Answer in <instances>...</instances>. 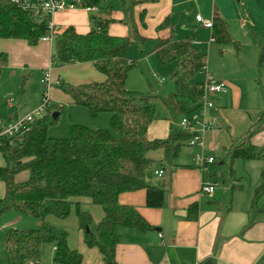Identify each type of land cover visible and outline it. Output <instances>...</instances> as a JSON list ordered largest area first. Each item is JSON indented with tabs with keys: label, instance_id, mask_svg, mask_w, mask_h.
<instances>
[{
	"label": "trees",
	"instance_id": "16d2710c",
	"mask_svg": "<svg viewBox=\"0 0 264 264\" xmlns=\"http://www.w3.org/2000/svg\"><path fill=\"white\" fill-rule=\"evenodd\" d=\"M117 1L123 14L121 22L130 25V37L107 34L112 9L103 6L102 0H76L78 8L89 12V32L78 35L72 27H67L56 30L52 40V58L56 67L89 63L104 77L101 83L76 86L57 81L55 87L73 105L86 109L90 117L109 115L110 130H90L74 125L68 138L53 139L46 134L47 118L33 116L21 133L13 137L0 136V156L4 161L0 166L3 186L0 217L14 211L42 223L34 230H6L2 247L7 264H39L44 245L54 247L53 264H81V255L67 245L66 231L46 222L50 217L64 220L72 206L76 208L77 226L83 234L84 245L97 249L103 264H117L118 230L123 228L138 233L151 230L135 209L120 205L118 197L144 190L145 206L161 208L164 185L154 181L156 165L148 154L160 150L161 165L172 168L183 149L189 147L192 135L178 125H171L168 137L163 140H149L147 129L159 118L154 106L156 99L164 104L170 117L179 120L202 108L205 81L193 85L189 81L204 71L206 57L192 47L189 39L177 40L172 36L157 39L152 53L159 64L173 65V92L163 100L127 91L126 76L136 64L129 62L128 48L133 46L139 54L146 39L139 35L133 20L137 3L133 0ZM143 16L144 11L139 15L142 25ZM47 23L48 17L35 19L13 0H0V40H21L34 46L48 35ZM167 26L168 22L164 20L159 29ZM212 32L219 46L239 50V44L231 40L226 24L217 16L213 19ZM6 62V55L0 52V75ZM259 63H264V48ZM261 130H264V112L259 125L227 152L231 190L242 188L234 177V161L264 162V146L251 143L254 134ZM21 172H28V178L16 182L15 176ZM78 199H86L101 208L103 216L94 231L89 230L91 218L79 208ZM196 212L197 207L192 206L189 217L194 218ZM249 214H264V170L259 185L253 190ZM198 264L214 262L206 259Z\"/></svg>",
	"mask_w": 264,
	"mask_h": 264
},
{
	"label": "crops",
	"instance_id": "0c3cea01",
	"mask_svg": "<svg viewBox=\"0 0 264 264\" xmlns=\"http://www.w3.org/2000/svg\"><path fill=\"white\" fill-rule=\"evenodd\" d=\"M133 1L137 3L133 10L134 17L144 11L143 27H137L134 22L137 31L145 39L150 38L154 44L157 39L172 36L177 40L189 39L198 52L205 46H214L215 41L210 42V38H214L212 30L203 29L195 22L194 18L198 15L204 21L212 23L217 16L226 24L233 42L247 49L251 48L256 59L252 70L247 71L243 65L237 72L226 71L213 79L224 85L225 92L208 96L212 104L214 102L213 107L206 111L211 129L203 134V147H196L199 154H216L225 161L229 149L259 125L264 112V63H259L260 52L264 48V0ZM88 16L87 10L75 8L54 14L50 22L57 31L72 27L76 34L85 35L90 30ZM110 19L111 23L107 28L109 36H131L130 27L121 22L122 13L111 12ZM164 20L168 22L167 28L159 29ZM51 47L52 43L47 42L29 46L21 40H0V52L7 59L0 82L6 76L18 77L21 70L33 71L40 84L48 70L53 83L65 81L78 85L91 80L103 81V77L95 75L97 71L89 63L52 68ZM221 47L230 49L236 57L240 51V47L237 52L232 46ZM207 76L211 77L205 72L204 81ZM52 86L54 85L50 86L47 96ZM61 98L72 104L67 96L56 98L55 93V99L60 101ZM10 118L11 116L8 120ZM164 122H153L149 125V140H163L168 137L171 123L168 119ZM251 143L264 146V130L254 134ZM189 149L192 147L184 150ZM148 158L156 165L153 173L162 171L161 178H156L153 174V179L164 185L163 206L159 209L147 208L144 190L124 193L118 197V203L135 209L151 230L138 233L119 229L115 249L117 264H198L206 259H211L214 264H264V214H249L253 190L259 185L260 174L264 170L263 161H243L245 172L235 168V180L242 188L231 190L228 180L226 183L214 180L220 174H214L212 168H199L194 156L193 161L178 158L172 168L161 165L160 150L150 152ZM204 184L216 186L209 197L200 193ZM77 201L79 208L90 216L89 230L94 231L103 216L101 208L86 199ZM192 206L197 207L194 218H190L188 214ZM11 216L6 227L14 225L18 220L16 215ZM46 222L66 231L67 245L81 255V264H103L97 249H89L83 243V234L77 226L75 206L71 207L64 220L58 221L50 217ZM41 224L39 220L33 223V227ZM51 249L53 256L54 247L51 246ZM1 250L3 253L0 256L4 258L3 247ZM0 264H7V261H0ZM39 264H46L42 263L41 257Z\"/></svg>",
	"mask_w": 264,
	"mask_h": 264
},
{
	"label": "rangeland",
	"instance_id": "374dc122",
	"mask_svg": "<svg viewBox=\"0 0 264 264\" xmlns=\"http://www.w3.org/2000/svg\"><path fill=\"white\" fill-rule=\"evenodd\" d=\"M102 5L110 6L112 12L119 11L120 13H122L120 4L117 0H102ZM133 20L137 24V27H143L142 23L140 22L139 16H133ZM125 26L130 27L129 24H125ZM154 45V42L150 40V38L146 39L139 54L136 52L133 46H129L127 58L130 63L136 64L127 73L125 88L130 92L149 94L150 96L167 100L169 94H171L174 90L173 82L171 81V72L173 69V65H161L158 63L156 56L152 53ZM239 45L240 51L237 57L230 49L221 47L216 42L214 46L212 45L209 48L205 46V48H203L200 52L206 57V65L204 69L205 71H202L195 75L189 81V84L193 85L195 83L203 82L205 72L211 76L210 78L217 79L226 71L237 72L244 66L247 71L252 70V66L256 65V59L253 57L251 48L247 49L241 44ZM52 52L53 49L51 50L50 54L51 58L53 57ZM51 66L52 68L56 67V62L53 58L51 59ZM95 75L103 77L97 72ZM98 81L99 80H91L78 85L102 82ZM61 82L70 84L65 81ZM51 89L52 90L49 96H47V106L39 114L36 115V118H47L49 125L46 129V134L48 137L53 139L68 138L70 135V129L74 125L84 126L90 130H110L109 115L102 114L96 118H92L90 117L86 109L70 104L62 98L60 101L58 99H55V93L56 98L66 96L62 94L59 88H55V86H52ZM45 92L46 89L39 83V80L35 79L33 71L29 72L27 70H21V72H18V77L6 76L5 80H2V82H0V123L14 126L28 116H31L41 107ZM9 102L11 103V106L15 107L14 109H8ZM154 106L159 116L158 120L155 121L156 123H165L164 121L168 119L172 126L178 125V122L180 121L179 118L170 117L167 108L160 101V99H156L154 101ZM53 114H57V117L55 119L52 118ZM10 116L11 118L10 120H8ZM196 155H199V150H197L196 147H192L191 150L183 149L181 155L179 156V159L181 158V160L193 161V156L195 157ZM206 156H210L214 160V163L208 166V168L210 170L212 168V170H214L215 172L214 174H220V177H217L214 180L218 183H221L222 181L226 183L227 180L228 182H230V175L228 172V158L224 161L221 156H216V154H206ZM220 163H223V165H219ZM242 163L244 162L238 160L234 161L232 164L233 172H235V168L237 170H240V172H245L244 165ZM3 165L4 161L0 156V166ZM234 177H237V174L235 175L234 173ZM27 178L28 172H21L15 176V181L23 182ZM2 196L3 186L0 183V197ZM8 213L9 214L5 213V215H2V217H0V255L1 253H3L1 250L2 241L7 229L34 230L40 228V225L39 227H33L34 222H39V220L36 218L20 215L16 212ZM11 215H16V217H18V220L16 223H14V225L6 227L7 220L8 222H10L11 220ZM0 261H6V258H2L0 256ZM41 261L42 263L44 262L46 264H51L53 262L51 245H44L41 251Z\"/></svg>",
	"mask_w": 264,
	"mask_h": 264
},
{
	"label": "built area",
	"instance_id": "2783aa9c",
	"mask_svg": "<svg viewBox=\"0 0 264 264\" xmlns=\"http://www.w3.org/2000/svg\"><path fill=\"white\" fill-rule=\"evenodd\" d=\"M22 10L30 12L35 19H41L42 17H48V30L49 33L47 36L42 37L40 42L52 43L53 35L56 32V29L52 26L50 22L51 16L56 13L63 12L65 10H73L78 8L76 0H13ZM195 22L203 29L212 30V22L204 21L200 16H195ZM214 38H210V42H213ZM41 85L46 89L45 96L43 98V103L41 107L33 113L31 116H28L22 120L17 125H0L2 130L0 136L4 137H13L22 132V128L27 121H30L33 116L39 114L48 104L47 92L50 89L51 85L57 86L58 83L51 82L49 70L44 74V77L41 81ZM204 95L202 99V108L195 114L190 117L181 118L178 122V127L182 130H187L191 133L192 137L188 142L189 147H203V134L205 131L211 129L210 123L207 121L206 111L213 107L212 102L208 99L209 95L221 94L225 92L224 85L220 82H217L210 77H206L203 85ZM11 106L9 102L8 107ZM199 168H204L214 163L213 158L207 157L203 154L196 155L194 157ZM154 176L156 178L162 177V171H154ZM215 185L204 184L201 186L200 193L206 197H209L213 194Z\"/></svg>",
	"mask_w": 264,
	"mask_h": 264
},
{
	"label": "water",
	"instance_id": "95a60500",
	"mask_svg": "<svg viewBox=\"0 0 264 264\" xmlns=\"http://www.w3.org/2000/svg\"><path fill=\"white\" fill-rule=\"evenodd\" d=\"M57 117V114H53L52 118L55 119ZM155 231H158L157 229ZM86 232H88V230H86Z\"/></svg>",
	"mask_w": 264,
	"mask_h": 264
}]
</instances>
